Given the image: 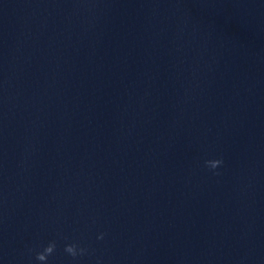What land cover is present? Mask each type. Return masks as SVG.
Returning <instances> with one entry per match:
<instances>
[{
    "label": "clouds",
    "instance_id": "obj_1",
    "mask_svg": "<svg viewBox=\"0 0 264 264\" xmlns=\"http://www.w3.org/2000/svg\"><path fill=\"white\" fill-rule=\"evenodd\" d=\"M221 163H222V160H219V159L206 161V164L212 169L217 168ZM98 239H103V234H101L98 237ZM55 248H56L55 242L49 243L48 246L45 247L43 252H40L37 254V256H36L37 260H39L41 262H46L48 259V256L53 254ZM64 250L66 253H68L69 255H71L73 257H76L78 255V251H79V254H81V255L84 254V252L86 251V249H83V248H80L78 250V247L76 244H68L65 246Z\"/></svg>",
    "mask_w": 264,
    "mask_h": 264
}]
</instances>
